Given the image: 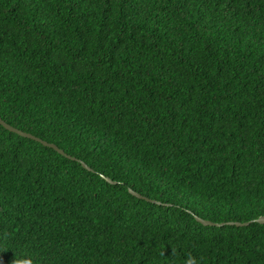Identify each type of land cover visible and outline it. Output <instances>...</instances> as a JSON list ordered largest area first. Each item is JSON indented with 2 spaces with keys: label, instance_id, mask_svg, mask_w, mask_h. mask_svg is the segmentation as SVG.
Returning a JSON list of instances; mask_svg holds the SVG:
<instances>
[{
  "label": "trees",
  "instance_id": "trees-1",
  "mask_svg": "<svg viewBox=\"0 0 264 264\" xmlns=\"http://www.w3.org/2000/svg\"><path fill=\"white\" fill-rule=\"evenodd\" d=\"M0 117L92 169L0 124L5 264H264L195 218L264 215V0H0Z\"/></svg>",
  "mask_w": 264,
  "mask_h": 264
},
{
  "label": "water",
  "instance_id": "water-1",
  "mask_svg": "<svg viewBox=\"0 0 264 264\" xmlns=\"http://www.w3.org/2000/svg\"><path fill=\"white\" fill-rule=\"evenodd\" d=\"M0 124L7 130L11 131V132H14L20 136H23V137H26V138H30L32 140H35L39 143H41L42 145L44 146H47V147H50L54 150H56L58 153L62 154L63 156L71 159V160H76L78 161L85 169L87 170H92L90 166H88L83 160L81 159H78L76 158L75 156H72L68 153H66L63 149L59 148L55 143H52V142H48L30 132H26V131H23L19 128H16L12 125H10L9 123H7L6 121H4L1 117H0ZM101 177H103L106 181H108L109 183H116L115 180H112L110 177L108 176H105L103 174H101ZM129 192L138 197V198H142V199H145V200H148V201H151V202H156V203H160L159 201L155 200V199H151V198H148L144 195H142L141 193L129 188L128 189ZM195 218L198 222L202 223L203 225H212V226H222V225H225V224H228V225H236V226H245V225H249L251 222H258V223H262L264 224V215H260L258 216L257 218L255 219H251L249 221H244V222H240V221H223V222H214V221H211V220H208V219H204L202 217H199L197 215H195Z\"/></svg>",
  "mask_w": 264,
  "mask_h": 264
},
{
  "label": "clouds",
  "instance_id": "clouds-1",
  "mask_svg": "<svg viewBox=\"0 0 264 264\" xmlns=\"http://www.w3.org/2000/svg\"><path fill=\"white\" fill-rule=\"evenodd\" d=\"M13 264H31V259L29 258L24 261L19 260V259H14ZM185 264H198V262L195 257H192L191 255H189L185 260Z\"/></svg>",
  "mask_w": 264,
  "mask_h": 264
},
{
  "label": "snow or ice",
  "instance_id": "snow-or-ice-1",
  "mask_svg": "<svg viewBox=\"0 0 264 264\" xmlns=\"http://www.w3.org/2000/svg\"><path fill=\"white\" fill-rule=\"evenodd\" d=\"M0 264H5V261L2 256H0Z\"/></svg>",
  "mask_w": 264,
  "mask_h": 264
}]
</instances>
